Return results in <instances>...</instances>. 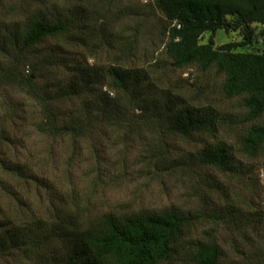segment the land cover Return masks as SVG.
Returning a JSON list of instances; mask_svg holds the SVG:
<instances>
[{
    "label": "trees",
    "instance_id": "1",
    "mask_svg": "<svg viewBox=\"0 0 264 264\" xmlns=\"http://www.w3.org/2000/svg\"><path fill=\"white\" fill-rule=\"evenodd\" d=\"M21 2L0 0V264L264 262V202L238 210L240 228L254 238L235 260L216 239L194 238L191 212L99 211L88 200L109 174L110 158L104 166V156L95 159L83 173L82 179L93 178L86 193L76 188L72 164L80 143L98 148L110 142V132L120 137L143 127L160 142L167 135L207 137L199 164L252 185L256 167L264 173V0ZM230 31L240 40L217 45L216 34ZM145 32L149 46L159 44L155 68L178 71V80L158 83L127 64ZM257 37L263 41L255 49ZM193 71L238 103L237 117L182 96L199 84ZM152 142L148 137L141 146L148 163L170 169L187 163L159 162L168 151L161 154ZM58 145L70 153L63 167L54 156Z\"/></svg>",
    "mask_w": 264,
    "mask_h": 264
},
{
    "label": "rangeland",
    "instance_id": "2",
    "mask_svg": "<svg viewBox=\"0 0 264 264\" xmlns=\"http://www.w3.org/2000/svg\"><path fill=\"white\" fill-rule=\"evenodd\" d=\"M21 1L2 0L4 4L9 3L13 6L22 5ZM35 1L45 2L49 7L52 4L59 5L61 2V0ZM260 30L261 27H256V34ZM128 34L130 32L126 36H129ZM207 37L208 34L205 38ZM240 38L239 33L236 32L230 31L227 34L219 32L216 34L215 41L217 45H221L230 41L237 42ZM262 41L260 37H257L251 47L260 48ZM150 43V36H147L146 32L140 33L132 53V60L127 64L142 67L151 72L152 78L158 83L165 81L167 85L172 80H178L180 76L178 71H173L170 67L168 70L165 67L155 68L162 55L158 49L159 44L149 46ZM153 52L158 59L152 62ZM188 74L186 72L181 77L186 78ZM192 76V80L198 81L199 84L195 89L191 88L192 92L182 89L183 97L200 103L218 105L223 111L231 112L232 117L238 116L235 110L238 103L223 98L219 93V84L213 83L210 76L199 74L196 71L192 72ZM18 98L24 99L23 95ZM24 102L34 108V103L29 99L25 98ZM223 131L225 134L221 133V135L227 137L229 132ZM148 137L153 141L150 146L157 148V150L161 147L164 150L161 154L168 151L164 158L163 156L158 158L159 162L166 160L168 163L174 159L177 161L188 160L187 163L176 165L171 169L168 168L169 166L157 168L152 162L148 163L149 161L144 160L141 154L143 152L141 146ZM106 141L103 140L105 145H99L98 148L92 147V144L80 143L81 146L77 148L72 162L73 167H75L74 182L79 180L77 183L79 187L76 188L79 190L82 186L80 191L86 193V187L92 185L90 180L93 178L84 177L85 179H82L83 173L88 171V168L96 160H102L101 157H105L103 166L109 162L110 158V172L103 176L98 192H95V195L88 200L91 206H96L99 211L112 209L130 212L138 210L158 211L168 207H176L195 215L194 238L200 240L216 239L227 257L235 260L239 255L249 250V239L254 238V236L240 228L243 226L242 218L244 215L238 210L248 211L252 207L260 209V202H264V173L257 167L251 175L255 180L251 185L237 179L235 175H223L216 170L200 165L196 160L197 152L203 145L210 142V139L205 136L183 138L167 135L160 142L150 129L140 127L132 133L123 131L120 137L110 132V142L107 141L109 143H106ZM230 141L232 142L231 137ZM27 142L26 144H31L33 137L30 136ZM57 151L59 152L54 155L56 163H61V167H63L64 159L70 153L63 145H58L55 152ZM22 152L24 153V151ZM143 155H147V153L143 152ZM55 167L59 166L55 165ZM54 173H56L55 168L50 169V175L55 179L57 176ZM230 201H233L234 204H230ZM260 259L256 258L254 261ZM253 264H264V262L260 260L256 263L253 262Z\"/></svg>",
    "mask_w": 264,
    "mask_h": 264
}]
</instances>
